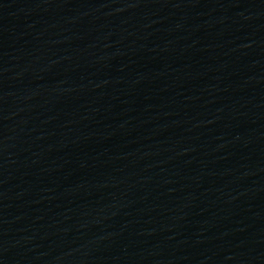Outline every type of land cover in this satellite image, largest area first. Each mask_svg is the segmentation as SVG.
Returning a JSON list of instances; mask_svg holds the SVG:
<instances>
[{
    "label": "water",
    "instance_id": "95a60500",
    "mask_svg": "<svg viewBox=\"0 0 264 264\" xmlns=\"http://www.w3.org/2000/svg\"><path fill=\"white\" fill-rule=\"evenodd\" d=\"M0 264H264V0H0Z\"/></svg>",
    "mask_w": 264,
    "mask_h": 264
}]
</instances>
